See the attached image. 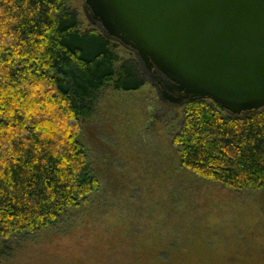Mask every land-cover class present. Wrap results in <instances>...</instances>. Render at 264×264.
I'll return each instance as SVG.
<instances>
[{
	"label": "trees",
	"instance_id": "1",
	"mask_svg": "<svg viewBox=\"0 0 264 264\" xmlns=\"http://www.w3.org/2000/svg\"><path fill=\"white\" fill-rule=\"evenodd\" d=\"M117 49L96 27L83 29L66 0H0V245L52 230L100 192L84 129L94 142L93 124L109 88L132 93L143 85L134 62L119 59ZM180 108L172 165L222 189L259 192L256 221L248 227L252 237H263L264 109L234 117L207 99ZM165 210L155 231L173 236L147 252L145 264H224L215 259L220 249L235 264L239 226L217 232L194 223L186 232L173 227L172 211ZM141 236L144 245L156 246L161 235Z\"/></svg>",
	"mask_w": 264,
	"mask_h": 264
},
{
	"label": "rangeland",
	"instance_id": "2",
	"mask_svg": "<svg viewBox=\"0 0 264 264\" xmlns=\"http://www.w3.org/2000/svg\"><path fill=\"white\" fill-rule=\"evenodd\" d=\"M66 1L83 29L92 28L82 0ZM117 54L124 62H134L143 85L132 93L109 88L93 124L94 142L89 128L84 129L82 143L100 172V192L89 197L86 206L67 212L52 230L0 245V264H145L146 253L161 248L162 241L173 236L164 229L155 231L163 224L165 209L172 211L171 226L186 232L194 229V223L217 227V232L239 226L242 233L237 243L242 251L235 254V264H264V236L252 237L248 227L249 220L256 221L252 213L261 194L222 189L173 166L171 142L181 129V108L159 101L133 52L118 45ZM153 232L161 235L157 245H144L141 235ZM212 235L209 241L215 243ZM245 248H258L260 253ZM215 259L230 262L222 249Z\"/></svg>",
	"mask_w": 264,
	"mask_h": 264
},
{
	"label": "water",
	"instance_id": "3",
	"mask_svg": "<svg viewBox=\"0 0 264 264\" xmlns=\"http://www.w3.org/2000/svg\"><path fill=\"white\" fill-rule=\"evenodd\" d=\"M90 25L134 57L159 101L264 109V0H82Z\"/></svg>",
	"mask_w": 264,
	"mask_h": 264
}]
</instances>
